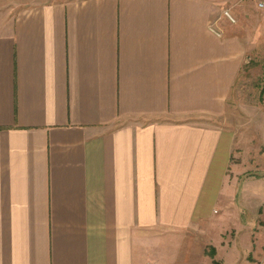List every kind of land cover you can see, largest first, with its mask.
Returning a JSON list of instances; mask_svg holds the SVG:
<instances>
[{"label": "crops", "instance_id": "0c3cea01", "mask_svg": "<svg viewBox=\"0 0 264 264\" xmlns=\"http://www.w3.org/2000/svg\"><path fill=\"white\" fill-rule=\"evenodd\" d=\"M256 1L0 0V264L160 263L200 229L222 264H264V217L224 238L264 184L222 121Z\"/></svg>", "mask_w": 264, "mask_h": 264}, {"label": "rangeland", "instance_id": "374dc122", "mask_svg": "<svg viewBox=\"0 0 264 264\" xmlns=\"http://www.w3.org/2000/svg\"><path fill=\"white\" fill-rule=\"evenodd\" d=\"M234 17L236 18V16ZM243 69L241 78L239 79V85L236 87L233 94L235 96V102L232 106L233 111L231 114L226 116V119L223 117L222 121L228 120L227 122L236 126L239 131L238 134L241 137L242 145L240 147H243V158L245 157V160H247L245 167L246 172L244 173L245 177L250 180L251 178L259 177L258 175L260 173H264V93L263 95L261 94L264 86V45L259 47L257 52L248 55ZM241 131L243 132V135L240 134ZM239 156L241 157V155ZM256 181V183H249V181L243 180L240 185L241 189L238 193L239 197L249 196L252 201L250 205L248 204L249 200L247 199V207L244 211L246 216L249 217L251 226L247 225L249 224L247 218L246 220H243V224L247 228L243 230L242 233L238 234L237 232L236 234L235 230L230 229L228 234L224 236L225 239L233 235L232 237H234V239L238 238L241 241L242 239L240 238L244 236V244H249L251 239H247L246 234L252 236L251 233H254L253 227L258 224L259 220L260 222L263 221V213H256V208H254V212H251L253 209H250L255 203L256 205L257 202L259 204L261 201L260 194L261 197L264 196L263 182L258 180ZM252 216L254 217V220L252 219ZM238 227L239 229L242 228L239 225ZM202 233V229L197 230L196 238H193L192 240L194 248L188 247L187 241L184 242L182 241V238H180L177 240L178 244H173V251L171 253L164 251L166 253L165 257H163L164 261L157 263L158 261L156 258L148 256L146 264H189V261L185 260V255H191V261L193 264H222L220 258L217 256H213L211 259V245L206 243V240H204L206 238L204 235H201ZM240 251L245 253V248H241ZM205 255L208 258H206ZM196 259L198 260L196 261ZM236 262L237 261L234 259L229 264H236Z\"/></svg>", "mask_w": 264, "mask_h": 264}, {"label": "built area", "instance_id": "2783aa9c", "mask_svg": "<svg viewBox=\"0 0 264 264\" xmlns=\"http://www.w3.org/2000/svg\"><path fill=\"white\" fill-rule=\"evenodd\" d=\"M256 2L260 9H264V0H257ZM226 14L233 22H235L234 17L228 11H226Z\"/></svg>", "mask_w": 264, "mask_h": 264}, {"label": "trees", "instance_id": "16d2710c", "mask_svg": "<svg viewBox=\"0 0 264 264\" xmlns=\"http://www.w3.org/2000/svg\"><path fill=\"white\" fill-rule=\"evenodd\" d=\"M263 77H264V75H263ZM263 81H264V80H263ZM263 85H264V84H263ZM263 93H264V86H263V88H262V93H261V94L263 95ZM214 251H215V249H214V248H212V249H211V252H210V253H212V254H211V255H212V257H213V256H215V253H214Z\"/></svg>", "mask_w": 264, "mask_h": 264}]
</instances>
